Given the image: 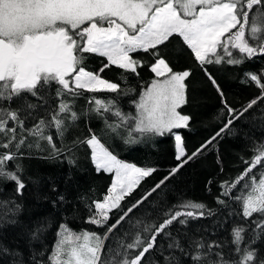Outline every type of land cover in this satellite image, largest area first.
<instances>
[{
    "label": "snow or ice",
    "instance_id": "obj_1",
    "mask_svg": "<svg viewBox=\"0 0 264 264\" xmlns=\"http://www.w3.org/2000/svg\"><path fill=\"white\" fill-rule=\"evenodd\" d=\"M173 38L190 49L228 114L223 127L190 154L181 130L190 127L192 117L181 109L189 102L187 80L192 70H176L168 58L165 49ZM92 55L107 61L98 71L88 70ZM260 57H264V0H0V181L13 183L15 195L23 196L25 169L17 161L30 157L33 149L47 150L49 158L71 153L69 162L75 165V150L85 147L96 172L112 176L103 197L87 205L90 214L85 223L97 230H76L66 220L58 225L54 243L38 254L39 259L2 245L0 253L13 257L12 264H264V254L255 246L264 237V143L254 149L251 159L243 161L246 167L238 176L220 181L216 197L218 205H225L227 199L239 204V215L250 223L234 224L221 239L197 235L195 230L177 229L174 235L168 231L174 224L187 229L190 221L216 214L203 202L181 199L163 213L162 222L137 221L141 227L130 242L121 239L115 248L110 243L121 225L185 164L264 102V67L244 72L241 82L256 85L260 95L238 111L224 98L207 66H242ZM112 66L122 70L125 85L126 74L138 77V69L145 66L153 73L138 99L131 101L135 114L125 112L119 98L136 89L122 88L102 75ZM41 93L51 96L53 103L37 117L33 115L37 105L28 97L45 100ZM98 93L110 95L102 98ZM81 98L87 106L77 110L76 101ZM81 120L102 121L103 127L94 130L89 124L87 135H78L66 145V134ZM30 121L34 122L28 126ZM164 136L174 139L176 166L131 204L126 203L157 168L120 159L110 141L133 145ZM58 199L63 202L65 198L60 195ZM9 205L4 216L21 209L15 200L0 201V206ZM43 231L37 227L32 238ZM249 231L251 236H247ZM158 237H163L159 243ZM0 264H4L2 259Z\"/></svg>",
    "mask_w": 264,
    "mask_h": 264
},
{
    "label": "trees",
    "instance_id": "obj_2",
    "mask_svg": "<svg viewBox=\"0 0 264 264\" xmlns=\"http://www.w3.org/2000/svg\"><path fill=\"white\" fill-rule=\"evenodd\" d=\"M165 50L168 58L175 63L176 70L185 68L192 70V75L187 80L189 102L181 109L182 114H190L192 117L190 127L181 130L185 146L190 154L223 127L228 119V114L221 96L195 61L190 49H187L179 38H173ZM141 56L148 60L149 64L152 62L145 54H141ZM106 62L105 58L92 55L87 61L88 70L98 71ZM261 67H264V57L257 58L254 62H246L242 66L208 65L207 69L220 85L229 105L239 111L260 95V90L256 85L251 82L247 84L241 82L244 79V72L258 71ZM138 71V77L126 74L128 75L127 85L121 80L122 70L116 66H112L102 73L104 78L121 83L122 88L136 89L135 92L119 98L123 110L133 114H135V108L131 101L138 99L141 87L153 78V73L147 66L138 69ZM41 95L45 97L47 103L45 100L28 97L31 103L37 105L33 111V115L37 117L43 116L48 106L53 103L51 96L44 93ZM97 95L103 98L110 94L98 93ZM76 106L77 110L86 107L85 99H78ZM33 122L30 121L28 126H31ZM89 124L94 130L103 127L102 121L85 122L81 120L77 128L69 129L65 137V144L70 145L78 135H87ZM231 127L232 131L225 132L203 154L185 164L175 177L157 190L121 225L110 239L113 248L118 245L121 239L130 242V237L134 236L141 227L137 221L158 224L162 222L163 213L168 210V207L181 199L203 202L215 210L216 214L212 217L190 221L187 229L174 224L168 229L174 235L177 229L190 233L195 230L197 235H205L210 239H221L228 235L225 229L230 230L234 224L250 223V221L245 222L239 215L241 211L239 204L227 199L225 205H218L216 197L220 194V181L231 180L238 176L246 167L243 161L251 159L255 154L254 149L264 143V102L255 105ZM52 132L54 135V129ZM110 143L120 159L141 167L157 168L155 173L141 181L134 196L127 199L126 203L128 204L153 187L177 164L174 139L171 136L148 137L141 143L133 145H126L119 139L111 140ZM43 147L47 149V145H43ZM71 155V153L65 152L58 158H49L47 150L33 149L30 157L26 155L22 161H17L22 163L25 169L24 177L27 187L23 196L15 195L13 183L0 181V201L15 200L21 205L17 214H8L7 216H4V213L11 205L0 206V217H3L0 219V245L9 248L10 251H21L25 255L36 254L39 259L38 254L54 243L60 223L67 220L76 230H97L94 225L85 223L90 214L87 205L92 200L103 197L110 186L112 176L108 173L96 172L89 159L90 151L87 148L81 147L75 150L74 158L77 161L75 165L69 162ZM209 181L212 183L209 184ZM53 188L57 191L53 192ZM236 194H240L239 190L236 191ZM60 195L65 198L63 202L58 199ZM230 213L233 214L230 215ZM254 218L258 219L259 217ZM8 220H16L18 223L8 224L5 222ZM111 222L114 223L115 220L113 219ZM37 227H43L46 231L38 233V238L33 239L32 232ZM125 233L128 235L125 236ZM251 235L252 233L249 231L247 236ZM162 240L163 237H158V243ZM255 246L264 254V237L257 241ZM155 255L154 251L152 256L155 257ZM176 255L179 256V253L177 252ZM0 259L4 261V264H12L14 258L0 253Z\"/></svg>",
    "mask_w": 264,
    "mask_h": 264
},
{
    "label": "rangeland",
    "instance_id": "obj_3",
    "mask_svg": "<svg viewBox=\"0 0 264 264\" xmlns=\"http://www.w3.org/2000/svg\"><path fill=\"white\" fill-rule=\"evenodd\" d=\"M111 184V183H110Z\"/></svg>",
    "mask_w": 264,
    "mask_h": 264
}]
</instances>
